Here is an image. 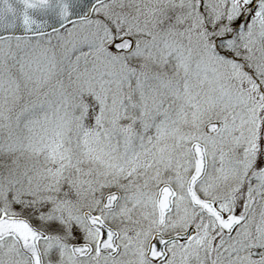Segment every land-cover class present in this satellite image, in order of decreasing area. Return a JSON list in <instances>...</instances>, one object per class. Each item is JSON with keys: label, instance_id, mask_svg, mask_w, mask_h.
Here are the masks:
<instances>
[{"label": "snow or ice", "instance_id": "1", "mask_svg": "<svg viewBox=\"0 0 264 264\" xmlns=\"http://www.w3.org/2000/svg\"><path fill=\"white\" fill-rule=\"evenodd\" d=\"M0 264H264V0H0Z\"/></svg>", "mask_w": 264, "mask_h": 264}]
</instances>
